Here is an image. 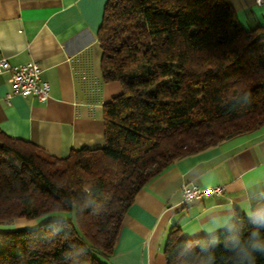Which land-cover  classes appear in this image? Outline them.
Here are the masks:
<instances>
[{
  "label": "trees",
  "instance_id": "16d2710c",
  "mask_svg": "<svg viewBox=\"0 0 264 264\" xmlns=\"http://www.w3.org/2000/svg\"><path fill=\"white\" fill-rule=\"evenodd\" d=\"M97 42L102 80L122 85L103 105V147L55 157L0 131V224L69 213L0 231V264H109L123 216L150 179L264 128V28L245 29L228 2L107 0ZM253 230L238 209L196 239L172 228L165 262L264 264L252 247L264 244V226L258 237Z\"/></svg>",
  "mask_w": 264,
  "mask_h": 264
},
{
  "label": "crops",
  "instance_id": "0c3cea01",
  "mask_svg": "<svg viewBox=\"0 0 264 264\" xmlns=\"http://www.w3.org/2000/svg\"><path fill=\"white\" fill-rule=\"evenodd\" d=\"M107 0H0V58L11 65L37 63L49 85L44 101L5 94L0 74V131L31 141L55 157L72 149L103 147V105L122 92L101 78L97 31ZM245 29L264 28V4L224 0ZM222 187L220 194L184 202L181 186ZM264 205V128L180 158L150 179L123 216L109 264H166L172 228L196 239L226 227L235 209ZM218 221L220 226H216ZM23 218L0 224L14 230Z\"/></svg>",
  "mask_w": 264,
  "mask_h": 264
},
{
  "label": "built area",
  "instance_id": "2783aa9c",
  "mask_svg": "<svg viewBox=\"0 0 264 264\" xmlns=\"http://www.w3.org/2000/svg\"><path fill=\"white\" fill-rule=\"evenodd\" d=\"M257 5L264 4V0H255ZM7 73L11 84V91L4 98L7 103L13 95L22 97H34L44 101L49 96V85L42 79V69L37 63L29 62L22 65H11L5 58H0V74ZM222 187H200L193 183H185L181 186V196L184 202L199 199L205 195L220 194Z\"/></svg>",
  "mask_w": 264,
  "mask_h": 264
},
{
  "label": "clouds",
  "instance_id": "9594fccd",
  "mask_svg": "<svg viewBox=\"0 0 264 264\" xmlns=\"http://www.w3.org/2000/svg\"><path fill=\"white\" fill-rule=\"evenodd\" d=\"M246 212L251 224L254 226V230L251 235L253 237H258L259 227L264 226V206L256 207L255 209H248ZM214 223H216V226H220L218 221H214ZM228 239L232 241L233 247H239L240 238L238 236H230ZM252 247L264 251V244L255 243ZM244 258L250 259L251 257L246 255Z\"/></svg>",
  "mask_w": 264,
  "mask_h": 264
},
{
  "label": "rangeland",
  "instance_id": "374dc122",
  "mask_svg": "<svg viewBox=\"0 0 264 264\" xmlns=\"http://www.w3.org/2000/svg\"><path fill=\"white\" fill-rule=\"evenodd\" d=\"M68 215H69L68 212H50L35 218H23L27 222H25L23 225H18V227L16 228L18 229L34 228L45 220L53 219V218H66ZM7 230L9 229H2L0 231H7Z\"/></svg>",
  "mask_w": 264,
  "mask_h": 264
}]
</instances>
